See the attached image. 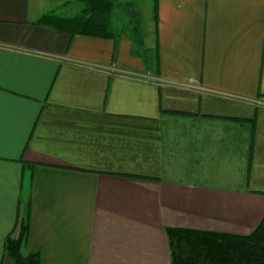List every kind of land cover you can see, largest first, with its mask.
<instances>
[{
	"label": "crops",
	"instance_id": "0c3cea01",
	"mask_svg": "<svg viewBox=\"0 0 264 264\" xmlns=\"http://www.w3.org/2000/svg\"><path fill=\"white\" fill-rule=\"evenodd\" d=\"M111 1L100 37L0 0V264L22 222L39 264H172L264 218V0Z\"/></svg>",
	"mask_w": 264,
	"mask_h": 264
},
{
	"label": "trees",
	"instance_id": "16d2710c",
	"mask_svg": "<svg viewBox=\"0 0 264 264\" xmlns=\"http://www.w3.org/2000/svg\"><path fill=\"white\" fill-rule=\"evenodd\" d=\"M82 9L73 17L56 19L43 15L39 22H51L68 28L70 33L111 37V0H80ZM54 17V18H52ZM28 224L22 222L17 237L7 236L5 252L12 264H39V252H21L26 241ZM167 234L172 264H264V218L249 235L168 227Z\"/></svg>",
	"mask_w": 264,
	"mask_h": 264
},
{
	"label": "rangeland",
	"instance_id": "374dc122",
	"mask_svg": "<svg viewBox=\"0 0 264 264\" xmlns=\"http://www.w3.org/2000/svg\"><path fill=\"white\" fill-rule=\"evenodd\" d=\"M80 6H81V4H80Z\"/></svg>",
	"mask_w": 264,
	"mask_h": 264
}]
</instances>
